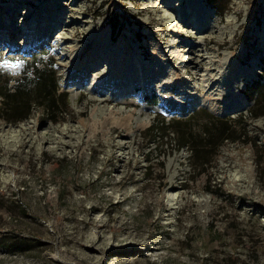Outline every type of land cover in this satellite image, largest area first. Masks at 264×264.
I'll return each instance as SVG.
<instances>
[{
    "label": "rangeland",
    "instance_id": "rangeland-1",
    "mask_svg": "<svg viewBox=\"0 0 264 264\" xmlns=\"http://www.w3.org/2000/svg\"><path fill=\"white\" fill-rule=\"evenodd\" d=\"M33 61L58 113L0 116V264H264V0H0V94ZM212 119L198 167L175 122Z\"/></svg>",
    "mask_w": 264,
    "mask_h": 264
},
{
    "label": "trees",
    "instance_id": "trees-1",
    "mask_svg": "<svg viewBox=\"0 0 264 264\" xmlns=\"http://www.w3.org/2000/svg\"><path fill=\"white\" fill-rule=\"evenodd\" d=\"M214 7L216 8V6ZM33 64L34 65L32 66L34 70L28 76L35 79V81L30 83L33 87V91H26L24 84H16L6 93L0 94V97H2L0 116L2 118L8 121H19L27 118L33 103L32 101H34V103L35 101L40 102V105H44L45 112L49 115L50 119H52L51 116L58 113L56 107L57 100L54 97L56 86L53 74L50 73V66H52V63L42 65L41 68L35 66V64H37L36 61H33ZM32 93L33 95H31ZM210 118L213 117L210 116ZM212 120H215L216 128L215 126L213 127L214 129L208 127L205 131L203 130L200 132L202 133L201 135H203L201 138L202 146L195 141V137H192L190 127H187L185 123L175 122V124H178L179 126L174 129V132L172 131L176 135V138L174 139V149L178 150L184 147L187 148L190 152V158L194 161L195 166L202 167L208 164L210 161L208 150H215L224 140H233L232 136L227 135L229 127H226L224 121L219 119ZM160 123H163V121ZM147 131H156V133H158L160 132V129L158 130V128L153 125L149 127ZM156 133L154 132V138H156V136L162 137Z\"/></svg>",
    "mask_w": 264,
    "mask_h": 264
},
{
    "label": "bare ground",
    "instance_id": "bare-ground-1",
    "mask_svg": "<svg viewBox=\"0 0 264 264\" xmlns=\"http://www.w3.org/2000/svg\"><path fill=\"white\" fill-rule=\"evenodd\" d=\"M86 222H84V224H85ZM96 228H99V226H96Z\"/></svg>",
    "mask_w": 264,
    "mask_h": 264
}]
</instances>
